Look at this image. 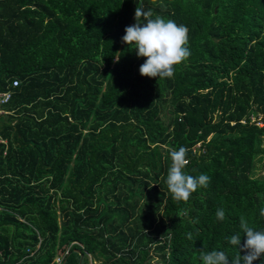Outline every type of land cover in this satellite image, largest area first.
I'll return each instance as SVG.
<instances>
[{
    "label": "trees",
    "instance_id": "16d2710c",
    "mask_svg": "<svg viewBox=\"0 0 264 264\" xmlns=\"http://www.w3.org/2000/svg\"><path fill=\"white\" fill-rule=\"evenodd\" d=\"M136 7L186 27L172 78L121 42ZM0 91V264H201L264 230V0H0ZM180 147L210 177L187 203Z\"/></svg>",
    "mask_w": 264,
    "mask_h": 264
},
{
    "label": "clouds",
    "instance_id": "9594fccd",
    "mask_svg": "<svg viewBox=\"0 0 264 264\" xmlns=\"http://www.w3.org/2000/svg\"><path fill=\"white\" fill-rule=\"evenodd\" d=\"M135 23L124 29L121 42L135 50L137 57L144 58V63L139 67L141 77L147 78H172L176 67L190 57L188 47L187 29L174 20L155 16L153 12L143 7L135 9ZM119 56H116L118 62ZM168 157L170 166L167 170L165 183L173 200L187 203L194 192L200 188H207L210 177L206 174L193 176L185 171L189 163L187 149H169ZM181 216H187V210L181 209ZM259 215L264 217V207L260 208ZM219 221L225 220V210L216 211ZM195 223V221H193ZM240 231L228 238V243L234 247L236 255L231 259L223 250L206 252L198 250V259L201 264H253L264 256V230H257L249 225L246 219L239 222ZM244 242L241 244V236ZM187 238L192 239L188 233ZM240 253H244L241 255Z\"/></svg>",
    "mask_w": 264,
    "mask_h": 264
},
{
    "label": "built area",
    "instance_id": "2783aa9c",
    "mask_svg": "<svg viewBox=\"0 0 264 264\" xmlns=\"http://www.w3.org/2000/svg\"><path fill=\"white\" fill-rule=\"evenodd\" d=\"M11 84L12 87H16L18 85V81L13 80ZM11 95H12L11 91H2V92L0 91V116L7 113L3 110V106H5L10 101ZM6 143H7L6 140H4L0 135V145H6ZM2 154L5 155L6 150H3ZM55 263L61 264L62 259L60 257L55 258Z\"/></svg>",
    "mask_w": 264,
    "mask_h": 264
},
{
    "label": "rangeland",
    "instance_id": "374dc122",
    "mask_svg": "<svg viewBox=\"0 0 264 264\" xmlns=\"http://www.w3.org/2000/svg\"><path fill=\"white\" fill-rule=\"evenodd\" d=\"M263 147H264V143H263ZM255 175L259 176H264V169L262 168V166L259 164L258 168L255 172Z\"/></svg>",
    "mask_w": 264,
    "mask_h": 264
},
{
    "label": "crops",
    "instance_id": "0c3cea01",
    "mask_svg": "<svg viewBox=\"0 0 264 264\" xmlns=\"http://www.w3.org/2000/svg\"><path fill=\"white\" fill-rule=\"evenodd\" d=\"M5 140V139H4ZM7 142V141H6Z\"/></svg>",
    "mask_w": 264,
    "mask_h": 264
}]
</instances>
